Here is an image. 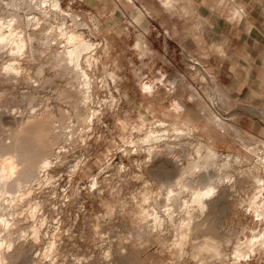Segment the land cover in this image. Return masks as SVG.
Masks as SVG:
<instances>
[{"label": "rangeland", "instance_id": "obj_1", "mask_svg": "<svg viewBox=\"0 0 264 264\" xmlns=\"http://www.w3.org/2000/svg\"><path fill=\"white\" fill-rule=\"evenodd\" d=\"M139 1L140 3H138ZM148 1L149 2H147V0H135V3L126 4L125 0H59L61 8L64 11H62L61 14L45 10L43 12V10L35 8L31 11L26 8L20 10V13H22L21 15H24L23 18L28 20L31 19L30 28L34 27V17L39 18L47 27L43 29L45 26H41V31L38 30V33H35V38L41 37V39L38 38L39 41L35 39L34 43L35 48L38 49L37 54L41 52V49H46V53H43L44 50L41 52L42 54H38L39 56L35 54L34 61L32 59L28 63H24V60H20L22 65H24L20 76L16 79L11 78V80H5L0 83V112L2 113H0V132H5L4 134H6V131H8L7 129H9V124L11 123L10 116L12 118V116L18 114L20 110L24 111L31 105L34 106V108H39L40 105L42 107L47 104L54 110H57L59 107L60 109L66 107L64 109L69 110V108L65 106L66 103L56 100V90L54 92L53 89L56 88L54 87L55 84H53V86L51 85L52 87L46 86L47 88L39 86L40 88L36 90V94H38L39 97L36 95L37 98L34 100L37 103L32 101L29 105V103L24 102L25 98L22 99L21 96L19 97L22 92L24 94L26 90L30 89L26 74L30 76V81L38 79V77H35L37 74L33 67L36 68L39 62H45L43 64V75L51 76V74H54L55 68L53 66L52 68L49 67L50 64L47 63V60L50 56L48 53H52V50L61 48L62 42H57L61 38L59 33V26H61V23L73 26L75 29L78 28V31H82L86 39H89L93 43H95V41L98 42V48L95 51L97 62H93L95 66L93 64L91 65L93 69L90 68L92 69V75L95 85L97 86L96 95L98 96V101L94 99V102H91L90 105L95 106V108H93L96 111L98 110L97 112L99 115L93 118L96 119L90 122L89 128L88 126L85 128L88 135L85 134L84 139L82 141L80 140L79 144L78 142L73 144V148L71 146L68 150L69 154L68 151L63 155L61 154L64 156L62 159H65L64 161L60 162L59 158H55V155L51 157L52 163L49 168L47 170H41L39 172V178L35 180L38 184L33 182L36 185H32V187L34 186L31 194L32 200L29 202L26 201V204L23 203L21 207H19L20 211L16 209L18 216L22 218L23 229L20 231V234L18 232L14 234L19 235L20 240L30 238L34 239L36 243V246L30 250V253L28 252L29 257L20 259L15 262L16 264H140L141 261L142 263L144 262L143 264H147V262L150 264L153 260L154 262L151 264H174L176 259L168 252L171 246L169 244L172 243L173 238L170 232L164 231L165 238L167 239L164 244H160L157 241L158 244H160L158 245L156 244V240L153 239L144 241V244L138 241L137 234L139 228L142 229V222L137 217L138 214L134 203V201L136 202V198L133 200L132 197L142 185V181L136 179L134 174L138 172V166L136 165L139 164L140 161L143 163L145 159H147V152L145 148L140 150L137 147L136 149L132 144H125L123 142L121 133L119 132L120 122H124L123 119H136L138 114L142 115L147 122L151 124L156 122L159 118H163L166 122H170L169 117L164 116L163 112L171 107V103H173L177 95L180 99L186 101V104H189L187 106L193 110V112H201L199 110L202 104L201 102H210L208 98L210 93L217 91L219 92V100L217 104L211 105L212 112L216 116L223 118L224 121L240 128L241 134H245L246 141H252V139H257V137L264 138V96L254 95L253 97H249L241 95L235 97L233 93L229 92V88L219 79L218 75V68L221 61L224 58H228L236 47L241 48L242 43L245 41L244 35L241 34L243 24L238 26L237 23L233 21L238 19L237 17L240 15V12L244 11V2L242 0H233L234 4L231 5V0H221L222 2L218 5V0H194L192 5L188 4L187 11L181 10V12L179 10H166L158 0ZM255 1L256 0H247V9L249 5L253 4ZM2 2L5 3V0H2ZM180 2H182V0H180ZM45 3L46 2H43L41 4L44 6ZM139 4L142 7L148 4H150V6L152 5L151 10L148 5V17L146 14H139L137 11L140 10L141 7ZM159 7L161 9L164 8L162 9L164 13ZM238 9L242 11L239 12ZM155 10L157 12H155ZM150 12L153 13L150 14ZM70 13H72L71 16L74 14V18L75 15H77L75 19L78 22H82L81 25H79L80 23H77L76 26L72 25L73 22L71 23V21L73 20L70 17ZM93 20L95 23H98L95 24ZM225 21H231L233 25H225ZM84 23L86 25H83ZM56 28L58 29V34L56 33L57 30L54 32ZM93 28L96 29L93 30ZM47 33L50 35L52 34L53 36H51L53 38L49 34L47 35ZM55 33L57 35H55ZM138 33L144 35L147 46L152 49L149 53H146V49L143 51L137 49L136 39ZM43 35L47 38L49 37V39H51L50 42L56 41L57 43L54 44L55 46L52 44L50 46L51 48L46 45H41L43 46L41 47L39 42L44 41L43 39H45V37ZM56 36L59 40L56 39ZM104 39H106L110 45L107 54H104L103 50L100 48V46L102 47L105 43ZM36 41L39 44V48H37ZM7 47H9V45ZM7 47L3 50L7 49ZM247 47L248 45H246V48ZM218 49L224 53L222 58L215 55ZM7 51L8 49L0 56V74L3 72L1 75H8V71H3L5 65L2 64H6V61L11 60L10 56H8L10 55L8 54L9 51ZM95 58L93 60H95ZM45 64L49 65H46L49 69L44 67ZM136 70L142 72L143 80L157 79V85L162 89L159 94L161 96L164 94L163 100L159 98L149 100L140 93L141 87L139 83H137L139 81H136L138 80L137 76H135ZM107 71L114 72L116 76H114V78H109V74L107 76ZM100 72L106 74L100 75ZM200 75L205 79H202ZM31 77H33V79ZM55 77H52V79L54 78L53 83L57 82L56 86L61 85L62 82L64 84L66 83L65 77L60 78L58 76L59 79L57 76ZM63 79L65 81H63ZM111 80H113L112 83L114 85L110 82ZM169 80H175L173 83L175 84L174 87ZM180 81H183L187 88L185 86L182 87ZM223 85L228 89V92ZM48 88L50 89L48 90ZM172 89L175 90L171 91ZM181 90H183L182 95H180ZM190 91L198 93V103H196L198 105L190 102L188 99L190 97ZM111 94L114 99H111ZM199 94H201V96ZM5 96H7L6 99L3 98ZM17 96L19 97V101H17ZM42 101L44 103L43 105ZM33 103L36 105H33ZM147 104L151 105V110H147ZM89 118L90 116L88 119ZM126 128V136L129 139V129L127 126ZM78 130L76 131L78 132ZM171 131H169V133H171ZM132 136L136 138V132H133ZM169 138L171 139L172 137ZM218 138L216 147L219 152L234 154L238 150H241V144L235 140L232 131L228 133L220 131ZM64 144L65 143H60L59 145L62 147L56 145L55 148L57 149L58 147V150H64ZM181 153L182 152L179 154ZM77 161H79L80 165L78 170L73 173V165ZM245 162L243 165H234L236 169H234V171H240L239 169L247 167L249 160ZM47 172L52 176L50 179L45 175ZM94 176L96 177V185L92 184V180L95 179ZM237 178L238 175L236 174L235 179ZM248 180L247 178L237 179V189L235 187L237 195L230 196L227 210L221 217L224 221V225L226 224L225 226L223 225V228L236 231L235 234H239L238 236L243 235L239 232L241 230H243L244 234H249L252 229L264 228V223H254L251 220L250 216L246 214L244 207L237 208L235 205L237 202L236 198L242 194L241 190L247 189L245 191H248V193L252 190V185H250L252 180L250 178ZM244 183L246 185H244ZM240 187L243 188L240 189ZM35 200L41 202V204L38 207V209H40L37 210V214L33 217L30 215L29 208L32 201ZM124 202L127 205L124 204ZM112 203L113 207H110ZM126 207H128L127 211ZM111 208H113V211H111L113 213H107ZM121 208H123V210ZM232 208H234V211ZM106 209L109 210L107 211ZM28 215L30 218H27ZM35 221L40 224L37 235L33 234L31 230ZM130 226H132V228ZM128 227L131 229H127ZM243 227L247 229H243ZM136 228L138 230H135ZM132 229H134L133 231L135 232H133ZM131 242L134 245H131ZM51 243L53 245H50ZM134 246L137 249H135ZM162 247L164 248L160 251ZM230 248L231 247L228 249L230 250ZM122 253L124 254L122 255ZM149 253L152 254L150 255ZM129 254L131 256L133 255V259H136L137 262H135L136 260L132 262L133 259L129 260V257H131ZM154 255L157 260L156 258L154 259ZM141 256L144 257L142 258ZM149 256H153V259L151 260L152 257L149 259ZM138 258L143 260H139ZM183 260L185 262H182ZM180 263L194 264V261L189 257H184L181 259ZM213 264H264V256L261 255L259 258H254L251 262L227 260L223 263L221 261H214Z\"/></svg>", "mask_w": 264, "mask_h": 264}, {"label": "bare ground", "instance_id": "obj_2", "mask_svg": "<svg viewBox=\"0 0 264 264\" xmlns=\"http://www.w3.org/2000/svg\"><path fill=\"white\" fill-rule=\"evenodd\" d=\"M134 1L135 0H125L126 4L135 3ZM158 1L164 8H166V10L187 11L188 4L192 5L194 0H182V2H180V0ZM43 2H46L44 6L41 4ZM147 2L149 1L147 0ZM138 3H140V1ZM148 5L150 6V4ZM148 5L143 7L140 5V10H137L139 14H146L147 16ZM151 7L152 5L149 8L150 10ZM24 8L30 11L35 8L38 10H43V12L45 10L60 14L63 11L59 0H5V3L0 0V56H2V54L8 49V54H10L8 56L11 58V60H9L10 62L6 61V64L2 63L5 65L4 68H6L4 69L2 67L3 71H8V75H1L3 73L2 72L0 74V83L5 80H11V78L16 79L20 76L21 71L24 68V65H22L20 60H24V63H28L32 59L34 61L35 54L40 55V53L44 50L45 51L43 53H46V49L42 50L40 48L41 52L37 54L38 49H36L34 45L35 39H38V36L40 35L39 34L37 36L38 38H35V33H38V30L41 31V26L45 25L39 20V18L34 17V27L30 28L31 19L28 20L23 18L24 15L22 16V13H20V10H24ZM155 12L157 11L155 10ZM152 13L153 12H150V14ZM240 14L242 13L240 12ZM71 15L72 13H70V17L73 20L71 21V23L73 22L72 25L76 26L77 23H80L79 25H81L82 22H78L75 19L77 15H75V18L73 17L74 14L73 16ZM83 25L86 24L84 23ZM46 28L47 27L45 26L43 29ZM95 29L93 28V30ZM55 31L57 33L58 29L56 28L54 32ZM56 33L55 35L58 34ZM59 33L61 38L59 40L56 36V39L59 40L57 42H62V44L58 43L61 44V48L52 50V53H48L50 54L49 58L46 55L48 58L47 63L50 64V66L48 64H45L44 66L45 68L48 66L52 68L53 66L55 68L53 74L54 76L52 74L51 76L43 75V64L45 62H39L36 65V68L33 67V69H35V73L37 74L35 77H38V79L35 80L33 77H31L33 79V81H31L36 83H32L29 78L30 76L26 74L30 89H25L26 91L24 94L22 92V94L18 95L19 97L21 96L22 99L25 98L27 101L24 100V102H27L30 105V102H35L34 100L37 98L36 95L38 96V94H36V90L40 88L39 86H43L42 88H47L48 86L52 87L53 84H55L54 87L56 88L53 89L54 92L56 90V100L58 102L62 101L66 103L65 106H67L69 110H65L64 108L66 107L62 109L59 107L57 110H54L49 107L50 105H43L44 103L42 101V107L40 105L39 108H34V106L31 105L24 111L20 110L21 112L19 111L18 114L14 113L15 115H13L12 118L10 116L11 123L9 124L10 127L7 129L8 131H6V134H4L5 132H0L1 264H16L15 262L19 261L20 259L29 257L28 252L30 253V250L36 246V243L34 239L30 238L20 240L19 235L14 234L15 232L20 234V231L23 229L22 218L18 216L17 211L18 209L20 211L19 207H21L23 203L32 200L31 194L33 191L32 188L34 187H32L34 184L33 182H36L35 180L39 178V172L41 170H47L49 168L50 164L52 163L51 157L55 155V158H59L60 162L64 161L65 159L62 160L64 157L62 155L65 154V152L68 151L73 144H76L77 142L79 144V141L84 139L85 134H87L85 128L87 126L89 128L91 124L90 122L96 119L93 118L98 117L99 115L97 112L98 110L96 111L94 109L95 106L90 105L91 102H94V99L97 100L98 98L96 95L97 86L95 85L94 77L92 75L93 68L91 67L97 58H95V51L98 48V42L95 41V44L89 39H86L82 31H78V28L75 29L73 26L67 25L65 23H61V26H59ZM48 34L49 33H47V35ZM43 36L45 37V35ZM39 39H41V37ZM43 40L44 41L39 42L40 46L46 45L50 47L52 44L54 45L57 43L56 41L50 42L51 39H49V37H45ZM136 40V46L138 50L143 51L146 49V53L152 51V49L147 46L146 39L142 33H138ZM104 41V45H102V47L100 46V48L103 50L104 54H107L110 45L106 39H104ZM39 44L37 43V48H39ZM8 45L9 47H7ZM5 47H7V49L3 50ZM93 57L95 60H93ZM46 65L48 66L46 67ZM93 65L95 66V63ZM138 70L135 71V76H137L138 80L136 81H139L137 83H139V86L141 87L140 93L149 100H154L155 98L162 99L164 94H162V96L159 94L162 89L159 87V85H157V79L143 80L142 72ZM35 73L33 72L34 75ZM101 74L102 73L100 72V75ZM55 76H57V78L58 76L60 78L65 77L66 83L64 84L62 82L61 85L56 86L57 82L53 83L54 78L52 79V77ZM107 76L109 78H114L116 75L112 71H107ZM200 76L202 79L204 78L202 75ZM113 80L110 82L112 83ZM63 81L65 80L63 79ZM174 81L169 80L171 85L174 83ZM180 85L182 87L185 86L183 81H180ZM172 86L174 87L175 84ZM49 89L50 88H48V90ZM174 90L175 89H172L171 91ZM195 91H190V97L188 98L190 102H193L194 104L198 103V93ZM182 92L183 90H181L180 95H182ZM199 95L201 96V94ZM6 97L7 96L3 98L6 99ZM19 97L17 96V101H19ZM112 98L113 97L111 94V99ZM208 98L210 102H201V106H198L201 112H193V110L187 106L189 104H186V101L180 99L177 95V97L173 100V103H171V107L163 112L164 116L169 117L170 122H166L165 119L159 118L156 120V122L151 124L148 123L142 115L138 114L136 119H132L133 121L131 119V121L129 119H123L124 122H120L119 132L121 133L123 142L125 144H132L136 147V149L137 147L140 150L145 148L147 152V159H145V161L143 160V163L140 161L139 164L136 165L138 166V172L134 174L136 179H140L142 181V185L132 197L133 200L136 198V202L134 201L137 210L136 212L138 214L136 215L142 222V229L139 228L138 230L136 228L135 230H138V241L141 243L143 242L142 244H144V241L150 239L156 240V242L158 241L160 244H164V242L167 241L164 231H168V233L170 232L173 238L171 237L172 243L169 244L171 246L168 252L175 257L176 261L174 264H181V259L184 257H189L192 259L194 264H213L214 261H221L223 263L227 260L251 262L254 260V258H259L261 255L264 256V228L252 229L249 234L245 233L246 235L244 234L243 230H241L239 232H241L240 234L243 235L238 236L239 234H235L236 231L223 228L224 221L221 219V217L227 210V204L230 196L237 195V179L247 178L248 180L250 178L252 180L251 183L253 182L252 184L250 183V185H252V190H249V193L248 191H245L247 189L241 190L242 194L236 198L237 202L234 200L236 202L235 205L237 208L244 207L246 214L250 216L254 223H264V138L257 137V139H252V141H246L245 134H241L240 128L224 121L223 118L216 116L212 112L211 105L218 103L219 92L216 91L210 93ZM35 103H33V105H36ZM146 108L147 110H151V105L147 104ZM89 116L90 118L88 119ZM126 126L128 127L131 136H128L129 139L126 136ZM76 130H78V132ZM169 131H171V133H169ZM220 131L227 133L232 131L235 140L241 144V150H238L234 154L219 152L216 147V142L217 139H219L218 135ZM133 132H136V138L132 136ZM169 137L172 138L170 139ZM60 143H65L64 150H58V147L57 149L55 148L56 145L61 146L59 145ZM180 152L182 153L179 154ZM247 160H249L247 167L244 169L238 168L240 171H234V165H243V163ZM79 165V161L73 165V173L78 170ZM236 174L238 175L237 179H235ZM45 175L48 179L52 177L50 174H48V172ZM108 180L107 183L109 182ZM92 181V184H95L96 177ZM245 183L244 185H246ZM36 184L38 183L36 182ZM241 188L243 187H240V189ZM40 204L41 202L39 201H32L29 208V212L31 213L30 215L34 217V215L37 214L36 212L40 209H38ZM124 204L126 203L124 202ZM110 207H113V203ZM126 208L125 209L127 211L128 207ZM234 208H232V210ZM112 209L113 208H111V210H109L107 213L110 214V212L113 211ZM121 209L123 210V208ZM27 218H30L29 215ZM32 226L33 227L31 230L33 234L37 235L40 224L35 221ZM130 227L132 228V226ZM130 227L127 229L130 230ZM245 228L243 227V229ZM133 230L134 229H132V231ZM158 242L156 244H158ZM50 245L53 244L51 243ZM131 245L134 244L131 242ZM229 247H231L230 250L228 249ZM163 248L164 247H162L160 251H162ZM123 254L124 253H122V255ZM155 255L154 259L157 257V255L156 257ZM131 257H129V260H132L134 256L132 258ZM151 257L149 256V259L151 258L152 260L153 256ZM134 260L136 259H133L132 262H134ZM135 262H137V260ZM152 262H154V260ZM182 262L185 261L183 260ZM148 263L149 262H147V264Z\"/></svg>", "mask_w": 264, "mask_h": 264}, {"label": "crops", "instance_id": "obj_3", "mask_svg": "<svg viewBox=\"0 0 264 264\" xmlns=\"http://www.w3.org/2000/svg\"><path fill=\"white\" fill-rule=\"evenodd\" d=\"M222 1L218 0V5ZM242 1L244 11L238 9L242 14L233 21L238 26L243 24L241 34L244 35L245 41L241 48L236 47L228 58L221 61L218 75L235 97L264 96V0H256L248 9L247 0ZM233 4L231 0V5ZM225 25H233V22L225 21ZM215 55L222 58L224 53L218 49ZM224 88L228 92L225 86Z\"/></svg>", "mask_w": 264, "mask_h": 264}]
</instances>
